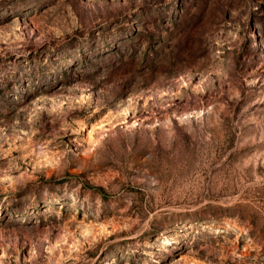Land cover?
Masks as SVG:
<instances>
[{"label": "rangeland", "instance_id": "rangeland-1", "mask_svg": "<svg viewBox=\"0 0 264 264\" xmlns=\"http://www.w3.org/2000/svg\"><path fill=\"white\" fill-rule=\"evenodd\" d=\"M0 264H264V0H0Z\"/></svg>", "mask_w": 264, "mask_h": 264}]
</instances>
